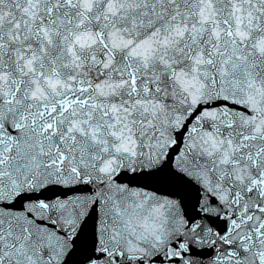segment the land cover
Segmentation results:
<instances>
[{
  "label": "snow or ice",
  "instance_id": "1",
  "mask_svg": "<svg viewBox=\"0 0 264 264\" xmlns=\"http://www.w3.org/2000/svg\"><path fill=\"white\" fill-rule=\"evenodd\" d=\"M0 264H264V0H0Z\"/></svg>",
  "mask_w": 264,
  "mask_h": 264
}]
</instances>
